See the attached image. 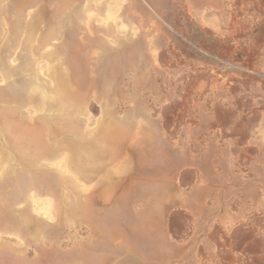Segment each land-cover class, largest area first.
Here are the masks:
<instances>
[{"label": "rangeland", "instance_id": "obj_1", "mask_svg": "<svg viewBox=\"0 0 264 264\" xmlns=\"http://www.w3.org/2000/svg\"><path fill=\"white\" fill-rule=\"evenodd\" d=\"M0 264H264V0H0Z\"/></svg>", "mask_w": 264, "mask_h": 264}]
</instances>
